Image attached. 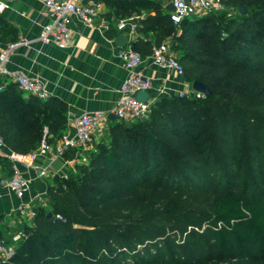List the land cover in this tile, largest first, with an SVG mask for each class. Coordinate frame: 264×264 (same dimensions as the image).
I'll use <instances>...</instances> for the list:
<instances>
[{
    "label": "trees",
    "instance_id": "1",
    "mask_svg": "<svg viewBox=\"0 0 264 264\" xmlns=\"http://www.w3.org/2000/svg\"><path fill=\"white\" fill-rule=\"evenodd\" d=\"M96 1L139 17L129 46L141 56L169 40L184 80L209 95L160 98L146 119H115L89 149L68 150L85 162L52 178L49 208L0 264H264V0H220L224 10L177 25L150 0ZM7 35L17 40L0 16ZM66 114L0 80V137L14 153L55 145Z\"/></svg>",
    "mask_w": 264,
    "mask_h": 264
},
{
    "label": "crops",
    "instance_id": "2",
    "mask_svg": "<svg viewBox=\"0 0 264 264\" xmlns=\"http://www.w3.org/2000/svg\"><path fill=\"white\" fill-rule=\"evenodd\" d=\"M150 1L159 4L163 12L169 15L173 0ZM4 3L6 7L0 16L14 31L17 40L20 38L27 40V44L20 45L10 52L7 67L39 78L44 82L49 96L56 97L67 105L64 133L73 134V121L84 111L106 114L109 117L108 126L114 120L111 118V111L119 96V87L127 75L117 54L138 36L136 31L132 35L128 28L118 31L115 25L120 19H117L103 4L100 14L92 25H84L79 20L73 19L71 25L75 31L74 37L66 49L60 50L54 45L43 46L38 41L40 26L49 20L48 11L41 0H4ZM145 15L146 13L143 12L142 17ZM126 19H130L137 29L139 17L133 15ZM104 21L109 23L106 30L99 27ZM108 29L114 32L111 37L106 33ZM120 34L126 38L123 46H119L116 41ZM9 37L7 35L0 41V51L11 43ZM138 72L148 78L154 88L162 89L161 93L155 92L154 89L149 91L147 93L149 99L178 96L180 92L188 91V83L183 77L154 66L148 56H142ZM0 80L4 81L1 78ZM24 96L27 94L24 93ZM90 147V145L79 146L75 149L82 151ZM78 156L82 155L78 153L74 159L68 160L67 164L56 158L52 162L53 156L50 152L39 157L37 165L46 169L47 174L42 180L34 179L32 193L45 192L41 197L47 199L46 187L51 183L52 178L60 176L66 166L78 160ZM27 175L33 177L34 173L29 172ZM7 177L8 174L0 164V215L3 220L8 217L23 218L18 216L16 211L18 201L3 187ZM47 178L49 181L46 180ZM38 206L40 204H36V207Z\"/></svg>",
    "mask_w": 264,
    "mask_h": 264
},
{
    "label": "built area",
    "instance_id": "3",
    "mask_svg": "<svg viewBox=\"0 0 264 264\" xmlns=\"http://www.w3.org/2000/svg\"><path fill=\"white\" fill-rule=\"evenodd\" d=\"M41 1L48 11L49 20L40 26L38 41L43 46L54 45L60 50L66 49L74 37L75 31L71 25L73 19L79 20L84 25H92L103 7V4L96 0ZM0 5L3 6L0 9L1 14L6 7L4 0H0ZM172 5L174 9L169 12V19L176 25L184 19L203 17L210 12L224 10L220 0H173ZM99 27L106 30L109 23L107 21L101 22ZM115 27L118 31H124L128 28L131 35L136 31L135 24L126 18L118 20ZM23 44H27V40L20 38L5 45L0 51V78L5 82L14 83L23 93L44 100L49 96L44 82L37 77H31L22 71L10 70L7 67L10 52ZM117 57L127 75L119 87V96L111 115L126 124L144 120L148 117L150 106L155 100L148 98L146 101H140L137 98L138 93H149L152 89L161 93L162 89L154 88L152 82L138 72L142 56L132 50L130 46L121 49ZM148 58L154 66L183 77V68L171 51L169 40L154 46ZM191 85L188 83V91L180 92L178 96H203V94L195 92ZM108 120L109 117L102 112H81L73 121L72 135L63 133L55 145H49L42 140L36 150L23 155L8 149L0 137V158L7 160L11 168V173L3 182V187L18 201L16 207L18 216L31 220L35 214L36 204H40L43 199L42 193H32L34 179L42 180L47 174L46 169L37 165L39 157L50 152L53 156L52 162L56 158L57 160L60 159L63 164L69 163L64 158V154L70 149L79 146L86 147L102 138L107 132ZM29 172H33L34 176H28ZM44 195L45 192L42 196ZM20 235L21 233L12 237V246H5L0 240L1 260L12 255Z\"/></svg>",
    "mask_w": 264,
    "mask_h": 264
},
{
    "label": "rangeland",
    "instance_id": "4",
    "mask_svg": "<svg viewBox=\"0 0 264 264\" xmlns=\"http://www.w3.org/2000/svg\"><path fill=\"white\" fill-rule=\"evenodd\" d=\"M84 151L85 150H82V152ZM85 159L86 158L84 156H78V160L73 161L71 165L66 166L63 170V173H61L60 176H67L70 172L74 170V167L76 165L85 162ZM46 180L49 181L48 178ZM38 207H43L44 209H48L49 208L48 200L43 199L40 203V206ZM0 222L3 223L2 225H0V234L3 238L4 245L12 246L13 245L12 237H14L17 234H20L22 231V224L25 223L29 224L30 219H27L25 217L18 219L17 218L11 219L10 217H8L7 219L3 220L2 215H0Z\"/></svg>",
    "mask_w": 264,
    "mask_h": 264
},
{
    "label": "water",
    "instance_id": "5",
    "mask_svg": "<svg viewBox=\"0 0 264 264\" xmlns=\"http://www.w3.org/2000/svg\"><path fill=\"white\" fill-rule=\"evenodd\" d=\"M173 5H171V11L173 10ZM245 11V7L241 6L239 7V12L240 13H243ZM116 41H117V44L119 46H123L125 44V41H126V38L124 35L120 34L117 36L116 38ZM192 89L197 92V93H201L203 95H209V90L208 88L201 82L199 81H194L191 85ZM137 98L140 100V101H146L148 99V94L146 92H139L138 95H137ZM112 119H116L115 116H111ZM48 215H50L48 213Z\"/></svg>",
    "mask_w": 264,
    "mask_h": 264
},
{
    "label": "clouds",
    "instance_id": "6",
    "mask_svg": "<svg viewBox=\"0 0 264 264\" xmlns=\"http://www.w3.org/2000/svg\"><path fill=\"white\" fill-rule=\"evenodd\" d=\"M2 7H3V6H2V5H0V9H2Z\"/></svg>",
    "mask_w": 264,
    "mask_h": 264
}]
</instances>
